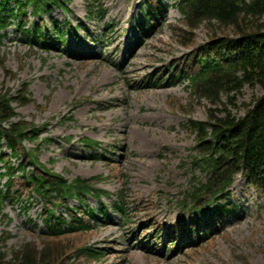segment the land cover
Wrapping results in <instances>:
<instances>
[{
    "label": "rangeland",
    "instance_id": "obj_1",
    "mask_svg": "<svg viewBox=\"0 0 264 264\" xmlns=\"http://www.w3.org/2000/svg\"><path fill=\"white\" fill-rule=\"evenodd\" d=\"M158 3V23L149 35H141L138 28L147 17V0H68L66 11L54 7L36 17L27 10L30 27L41 22L44 31L52 33L53 22L67 26L66 53L30 45L14 27L7 29L8 39L0 49V89L15 96L21 84L28 85L31 102L16 107V120L40 130L39 140L24 143V148L38 150L39 164L69 181L100 178L96 188L109 194L100 203L92 197L85 202L89 208L107 206V223L99 221L88 232L57 239L33 227L40 226L43 210L36 199L27 213L16 203L4 202L0 248L1 239L7 238L2 251L8 256L28 245L58 250L59 264H264V195L258 197L242 178H235L221 203L230 212L220 213L213 206L196 215L186 207L188 190L205 180L192 165L196 153L190 123L205 122L213 108L192 96L185 80H167L175 64L188 72L192 65L184 62L191 53L215 36H231V30L204 24L189 31L179 12L170 8L172 1L151 4ZM154 77L162 83H151ZM260 94L258 88L245 87L233 95L227 109L242 116ZM82 139L98 142L95 151L105 152V158H83ZM1 154H10L5 145ZM122 202L127 222L108 208ZM67 203L70 208L80 206L76 200ZM198 221L200 233L210 230L206 238L180 234ZM154 226L162 238L172 230L178 246L151 242L155 253L133 246L137 239L151 238ZM85 247L104 256L98 262L75 256Z\"/></svg>",
    "mask_w": 264,
    "mask_h": 264
},
{
    "label": "trees",
    "instance_id": "obj_2",
    "mask_svg": "<svg viewBox=\"0 0 264 264\" xmlns=\"http://www.w3.org/2000/svg\"><path fill=\"white\" fill-rule=\"evenodd\" d=\"M67 1L0 0V49L7 40L10 27L16 28L24 39H29L30 45L36 44L43 50H49L53 45L65 47L67 26L60 28L53 22L51 37L52 33L44 31L41 22L28 26L26 16L27 10L34 17L54 7L66 11ZM170 1L173 3L170 7L179 12L189 31L193 32L204 24L231 30V36H215L203 45L199 53L193 54V69L186 72L174 69V65L169 77L174 81L188 80L192 96L206 100L213 108L205 122L190 123L197 152L192 165L201 170L205 181L193 187L189 196L194 204L205 197H222L237 175L242 176L258 195H264V0ZM147 3L148 16L145 22L139 23L144 34L151 32L154 23H158L156 16L160 14L159 3L152 5L153 0H147ZM0 67H4L1 60ZM245 87L258 88L261 94L255 97L242 116L232 115L227 107L233 105V95ZM30 102L28 85L21 84L15 96L0 89V147L5 142L10 152L9 156H0L4 170L0 179L6 178L0 187V215L4 201L20 203L21 208L27 211L31 198L36 197L44 207L40 219L42 227L37 226L42 236L57 239L66 234L88 232L93 229L97 216L104 219L105 213L102 208L90 209L84 203L87 197L99 199L107 192L95 188V182L100 178L68 181L39 164L38 150L24 148V143L31 144L40 138L39 129L16 120V107ZM81 143L89 153L86 159H103V154L92 152L98 146L97 142L82 139ZM69 199H76L84 208H69ZM59 207L64 208L66 217L56 213ZM6 241L7 238L1 239L0 264H59L58 250L50 248L35 250L23 245L8 256L2 251ZM78 255L98 262L104 253L85 247L77 251L75 256Z\"/></svg>",
    "mask_w": 264,
    "mask_h": 264
}]
</instances>
